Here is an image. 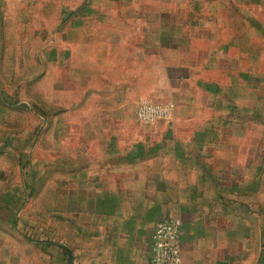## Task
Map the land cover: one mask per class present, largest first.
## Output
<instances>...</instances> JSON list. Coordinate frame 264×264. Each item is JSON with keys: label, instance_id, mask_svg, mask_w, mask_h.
<instances>
[{"label": "rangeland", "instance_id": "obj_1", "mask_svg": "<svg viewBox=\"0 0 264 264\" xmlns=\"http://www.w3.org/2000/svg\"><path fill=\"white\" fill-rule=\"evenodd\" d=\"M65 3L0 0V264H90L76 236L75 204L65 198L75 186L64 180L82 168L83 133L98 127L99 96L113 93L104 105H132L122 114L153 125L136 118L137 107L155 101L136 92L141 76L128 74L134 67L128 59L67 51ZM84 6L86 20L101 24L137 20L111 28L90 21L84 35L178 38L194 69L215 84L226 107L228 147L242 159L235 171L238 179L242 174V208L229 214L233 264H264V0H84Z\"/></svg>", "mask_w": 264, "mask_h": 264}, {"label": "crops", "instance_id": "obj_2", "mask_svg": "<svg viewBox=\"0 0 264 264\" xmlns=\"http://www.w3.org/2000/svg\"><path fill=\"white\" fill-rule=\"evenodd\" d=\"M86 11L84 0H66L63 12L74 16L62 19L61 41L67 51L95 52L98 59L112 57V52L116 59H128L134 66L128 74L141 76L136 92L172 108L170 122L139 126L135 115L121 112L132 105H104L113 93L99 96L102 110L93 122L98 127L83 133L82 168L78 165L64 180L67 188L75 186L65 198L75 204L76 236L90 252L89 263L149 264L155 226L171 215L182 220L183 264L235 263L237 243L229 238V214L238 204L242 208L237 195L242 174L238 179L235 172L242 159L238 162L236 150L228 147L226 107L222 109L217 87L206 81L203 70L194 69L178 38L101 35L100 30L84 35L90 21L110 28L137 22L101 24L86 20Z\"/></svg>", "mask_w": 264, "mask_h": 264}, {"label": "built area", "instance_id": "obj_3", "mask_svg": "<svg viewBox=\"0 0 264 264\" xmlns=\"http://www.w3.org/2000/svg\"><path fill=\"white\" fill-rule=\"evenodd\" d=\"M171 116V106L155 102H146L136 112L138 122L146 125L170 122ZM181 226L182 220L173 215L156 224L151 237L149 264H183Z\"/></svg>", "mask_w": 264, "mask_h": 264}]
</instances>
